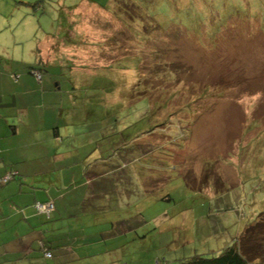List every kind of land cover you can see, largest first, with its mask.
I'll return each instance as SVG.
<instances>
[{
  "label": "rangeland",
  "instance_id": "1",
  "mask_svg": "<svg viewBox=\"0 0 264 264\" xmlns=\"http://www.w3.org/2000/svg\"><path fill=\"white\" fill-rule=\"evenodd\" d=\"M83 1L32 5L30 40L11 50L64 55L40 130L73 208L64 239L91 238L109 264L220 255L264 212V0H171L155 17L134 0L72 12Z\"/></svg>",
  "mask_w": 264,
  "mask_h": 264
},
{
  "label": "crops",
  "instance_id": "2",
  "mask_svg": "<svg viewBox=\"0 0 264 264\" xmlns=\"http://www.w3.org/2000/svg\"><path fill=\"white\" fill-rule=\"evenodd\" d=\"M96 1L84 0L72 12L83 6L101 7ZM31 3L0 0V264H109L91 258V238L74 243L79 236L64 239L62 235L64 215L72 214L73 208L64 209L60 200L64 198L60 194L64 169L58 166V153L40 146L41 124L46 127L49 110L43 109L48 98L42 84L45 76L39 81L31 72L34 62L25 45L19 52L11 51L13 42L20 47L27 35L30 40L32 30L29 34L25 30L37 16L36 8L33 15L29 11ZM48 46L41 45L35 63L58 64L59 54L63 59L61 51L53 56L48 53ZM60 128L61 124L55 137H61ZM47 156L49 163L44 161ZM7 173L13 178L4 181ZM49 200L55 204L51 218L36 207L38 201ZM84 231L82 236L91 235V230ZM48 250L51 257L46 255Z\"/></svg>",
  "mask_w": 264,
  "mask_h": 264
},
{
  "label": "trees",
  "instance_id": "3",
  "mask_svg": "<svg viewBox=\"0 0 264 264\" xmlns=\"http://www.w3.org/2000/svg\"><path fill=\"white\" fill-rule=\"evenodd\" d=\"M41 0H36V2L31 3L33 6L34 4L39 3ZM93 2H97L96 0H91ZM137 3V6L140 5L145 8L147 4H151L154 6L153 9L149 11H145L151 17H155L158 14V11L155 9V6L163 9L166 7L167 3L172 2L171 0H134ZM177 2V0H175ZM118 0H108L105 4H101L100 6L104 9L111 10L116 4H118ZM159 4V6H158ZM173 4V3H172ZM123 8V7H122ZM172 8V7H170ZM43 9V8H42ZM179 9H176V12ZM164 11V9H163ZM126 13H128V9L125 8L124 12H120L121 20L124 19ZM207 16V14L203 11L199 14ZM134 18V15L131 16ZM65 23L67 28H63V31H66L64 35L68 36L69 27L72 26L71 21L69 20L68 16H64ZM136 20V18H134ZM137 19L136 21H138ZM127 21V18L125 19ZM160 26V25H159ZM66 29V30H65ZM59 64V63H58ZM56 64V65H58ZM54 65L48 63V65L43 64L42 62L33 63L31 65V72L38 78V80H42L44 75L48 73V66ZM60 65V64H59ZM40 76V77H39ZM206 175V174H205ZM208 179V175L201 178L200 185L206 186L205 182ZM41 202V201H38ZM53 203V209L51 210L50 214H47L51 217L52 212L55 209V204L53 201H44L41 203ZM38 209V208H37ZM91 241V240H90ZM49 251V250H48ZM180 264H264V212L260 213L257 219L251 223H249L241 235L231 244L226 246L220 255L213 256V257H206V256H196L191 259H187L182 261Z\"/></svg>",
  "mask_w": 264,
  "mask_h": 264
},
{
  "label": "built area",
  "instance_id": "4",
  "mask_svg": "<svg viewBox=\"0 0 264 264\" xmlns=\"http://www.w3.org/2000/svg\"><path fill=\"white\" fill-rule=\"evenodd\" d=\"M40 77V76H39ZM13 178V175L12 173H7L4 177H3V180L4 181H9ZM36 207L42 211V212H45L47 214H50L51 210L53 209V203L52 202H47V203H41V202H37L36 203ZM46 255L48 257H51L52 256V253L51 251H47L46 252Z\"/></svg>",
  "mask_w": 264,
  "mask_h": 264
}]
</instances>
